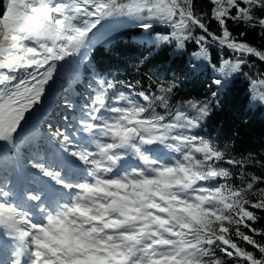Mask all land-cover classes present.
<instances>
[{"label": "snow or ice", "instance_id": "6c2138e0", "mask_svg": "<svg viewBox=\"0 0 264 264\" xmlns=\"http://www.w3.org/2000/svg\"><path fill=\"white\" fill-rule=\"evenodd\" d=\"M208 3L210 13L197 14L195 0H0V142L8 145L60 63L82 57L90 34L108 19L126 17L147 32L163 25L170 31L155 36V47L182 51L194 42L195 60L217 73L210 98L181 104L172 103L175 80L156 92L133 91L129 83L126 93L94 77L95 95L73 132L86 134L83 142L52 134L90 179H69L38 157L29 161L30 182L42 187L28 191L23 204L13 202L8 181L0 183V235L12 243L10 259L0 264H264V227L255 226L264 219V187L255 186L262 178L233 186L223 165L244 167V159L196 133L239 75L253 86L251 100L264 106V90L256 87L264 89V79L243 72L247 57L264 62V50L228 27L242 24L264 37V0ZM197 29L202 34L194 35ZM211 43L236 58L212 64ZM162 149L179 155L166 162ZM43 186L60 198L46 201Z\"/></svg>", "mask_w": 264, "mask_h": 264}, {"label": "trees", "instance_id": "16d2710c", "mask_svg": "<svg viewBox=\"0 0 264 264\" xmlns=\"http://www.w3.org/2000/svg\"><path fill=\"white\" fill-rule=\"evenodd\" d=\"M194 7L197 14L210 13L212 5L208 0H195ZM209 27L211 31L219 34L216 22H210ZM228 27L234 36L264 50V37L258 34L259 29H247L242 24H234L231 21L228 22ZM168 31L170 29L157 24L151 32L140 28L124 34L121 40L115 43L101 46L100 32L93 30L90 36L95 49L81 69L84 81L88 86L91 81V87L96 89L94 77L101 76L105 80L113 81L117 91L127 93L129 89L126 85L129 83L134 86L133 91L156 92L159 83L167 85L175 80L177 87L172 99L173 104H181L188 99L203 101L210 98L211 92L216 90L212 81L217 73L210 65L205 66L203 62L195 60L193 53L199 51V47L194 42H187L185 49L179 51L174 46L157 48L153 40L149 39L152 34H167ZM241 32L246 35L240 37ZM199 34L202 33L197 29L194 35ZM206 46L209 48L212 64L219 65L224 59L236 58L233 53L220 48L218 44L211 43ZM246 59L248 65L243 68V72L253 80L264 79V64L252 57ZM197 64L200 66L194 71L193 68ZM251 86L249 79L244 75L235 78L228 90L219 97V107H215L203 126L196 130L198 135L213 140L233 158L244 159V167L223 165L229 167L233 173L230 182L238 187H245L253 177H261L262 181H258L255 186L264 187V106L251 100L254 94ZM257 90L262 89L257 87ZM157 111L163 110L158 108ZM257 213L261 214L259 210ZM255 226L264 227V219ZM248 247L252 250L251 246ZM217 254L222 255L219 252Z\"/></svg>", "mask_w": 264, "mask_h": 264}, {"label": "bare ground", "instance_id": "6f19581e", "mask_svg": "<svg viewBox=\"0 0 264 264\" xmlns=\"http://www.w3.org/2000/svg\"><path fill=\"white\" fill-rule=\"evenodd\" d=\"M114 22L115 23L117 22L118 24H120V21H118V19H116V21H114ZM128 22H130V21H126L123 23L128 24ZM109 25H113V24L109 23ZM111 27H110V29H112ZM85 56H86V54H84V52H83L82 57H74V58H71L70 60H68L67 62H61L59 67H58V71L55 74V76H56L55 84H60L61 81H63L65 78H67L66 77L67 75L69 76V74H71V73H76L78 68L81 66ZM14 142L18 143V142H20V140L15 139ZM16 198H19V196H16Z\"/></svg>", "mask_w": 264, "mask_h": 264}, {"label": "rangeland", "instance_id": "374dc122", "mask_svg": "<svg viewBox=\"0 0 264 264\" xmlns=\"http://www.w3.org/2000/svg\"><path fill=\"white\" fill-rule=\"evenodd\" d=\"M112 19V18H111ZM111 19H108V20H106L107 22L108 21H110ZM114 21H116V19H114ZM116 24H118L117 22L114 24V26H110L112 29H110V27H109V25H107L106 26V28L108 27L109 29H107V31H105L104 32V34H103V36L101 37V39H102V41H108L111 37H113V36H115L114 34L116 33V32H119V31H124V30H126V29H132V28H139L138 26H137V24H135V25H130V26H126V27H120V26H118V25H116ZM157 34H152L151 35V37L149 38L150 40H154V38H155V36H156ZM92 41V40H91ZM101 41V40H100ZM92 50H94V47H89L88 49H86L85 51H84V54H90L91 52H92ZM68 76V75H67ZM66 76V77H67ZM251 87H253V86H251ZM256 87H259L260 88V86L259 85H257ZM262 90H264V89H262ZM40 130H43V128H40Z\"/></svg>", "mask_w": 264, "mask_h": 264}, {"label": "water", "instance_id": "95a60500", "mask_svg": "<svg viewBox=\"0 0 264 264\" xmlns=\"http://www.w3.org/2000/svg\"><path fill=\"white\" fill-rule=\"evenodd\" d=\"M253 59H256L255 57H252ZM257 61H259L258 59H256ZM259 62H261V61H259ZM261 63H263L264 64V62H261Z\"/></svg>", "mask_w": 264, "mask_h": 264}]
</instances>
